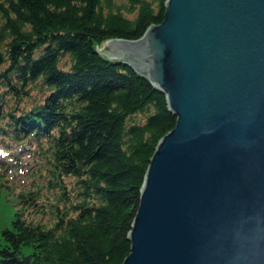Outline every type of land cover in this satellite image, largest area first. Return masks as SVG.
I'll return each mask as SVG.
<instances>
[{
    "label": "trees",
    "instance_id": "obj_1",
    "mask_svg": "<svg viewBox=\"0 0 264 264\" xmlns=\"http://www.w3.org/2000/svg\"><path fill=\"white\" fill-rule=\"evenodd\" d=\"M166 1L0 0V264L129 255L151 157L177 117L106 42L140 38Z\"/></svg>",
    "mask_w": 264,
    "mask_h": 264
},
{
    "label": "water",
    "instance_id": "obj_2",
    "mask_svg": "<svg viewBox=\"0 0 264 264\" xmlns=\"http://www.w3.org/2000/svg\"><path fill=\"white\" fill-rule=\"evenodd\" d=\"M138 39L112 38L166 95L123 264H264V0H167Z\"/></svg>",
    "mask_w": 264,
    "mask_h": 264
},
{
    "label": "rangeland",
    "instance_id": "obj_3",
    "mask_svg": "<svg viewBox=\"0 0 264 264\" xmlns=\"http://www.w3.org/2000/svg\"><path fill=\"white\" fill-rule=\"evenodd\" d=\"M109 50V46L106 45V49H105V52L107 54V51ZM10 179V178H9ZM14 179V178H13ZM10 181V180H9Z\"/></svg>",
    "mask_w": 264,
    "mask_h": 264
}]
</instances>
